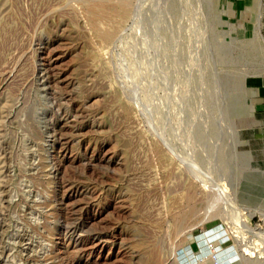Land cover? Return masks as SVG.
Wrapping results in <instances>:
<instances>
[{
	"label": "rangeland",
	"instance_id": "obj_1",
	"mask_svg": "<svg viewBox=\"0 0 264 264\" xmlns=\"http://www.w3.org/2000/svg\"><path fill=\"white\" fill-rule=\"evenodd\" d=\"M228 4L0 0V264H264V0Z\"/></svg>",
	"mask_w": 264,
	"mask_h": 264
},
{
	"label": "crops",
	"instance_id": "obj_2",
	"mask_svg": "<svg viewBox=\"0 0 264 264\" xmlns=\"http://www.w3.org/2000/svg\"><path fill=\"white\" fill-rule=\"evenodd\" d=\"M228 11L235 16H239L244 23L254 24V17L257 15V0H226ZM263 4V0H262ZM247 28V26H245ZM250 30L251 28L248 27ZM258 111L264 114V101L257 106Z\"/></svg>",
	"mask_w": 264,
	"mask_h": 264
},
{
	"label": "bare ground",
	"instance_id": "obj_3",
	"mask_svg": "<svg viewBox=\"0 0 264 264\" xmlns=\"http://www.w3.org/2000/svg\"><path fill=\"white\" fill-rule=\"evenodd\" d=\"M126 0H117V2H119V3H122V2H125ZM260 1V0H259ZM258 5H259V12H258V17H257V26H258V30L256 31V34H255V36H256V38L257 39H260L261 40V38H262V35H261V33H260V27H261V21H262V16H263V8H262V5H261V2H259L258 3ZM206 206V208L209 210H207L208 212H207V214L209 213L210 214V216L209 217H207V214H206V217L204 218V220H202V223L203 224H205V222L207 221V220H209L210 219V217H212L213 215H214V213L216 214V207H217V202L215 201V200H209L208 202H207V204L205 205ZM218 208V207H217ZM195 210V208L194 207H192L191 209H190V213H191V211H194ZM208 214V215H209ZM219 215V214H218ZM220 216V215H219ZM214 217V218H213ZM211 219L213 220V219H215L216 217H218V216H216L215 217V215L213 216ZM210 219V220H211ZM184 220H185V217L184 218H181V220L179 221V224H178V226L179 227H182L183 226V224H184ZM66 226V225H65ZM210 256H207V257H204V258H202V259H200V260H198V263L197 264H201V263H204L205 261H206V259L207 258H209Z\"/></svg>",
	"mask_w": 264,
	"mask_h": 264
},
{
	"label": "built area",
	"instance_id": "obj_4",
	"mask_svg": "<svg viewBox=\"0 0 264 264\" xmlns=\"http://www.w3.org/2000/svg\"><path fill=\"white\" fill-rule=\"evenodd\" d=\"M211 250L213 252L214 259L217 261L218 260V254H217V251L215 250V246L214 245H211Z\"/></svg>",
	"mask_w": 264,
	"mask_h": 264
}]
</instances>
